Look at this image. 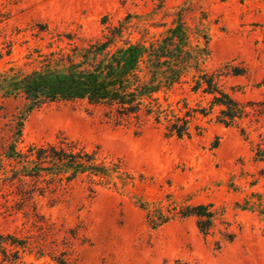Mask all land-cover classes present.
Returning a JSON list of instances; mask_svg holds the SVG:
<instances>
[{"label": "rangeland", "instance_id": "374dc122", "mask_svg": "<svg viewBox=\"0 0 264 264\" xmlns=\"http://www.w3.org/2000/svg\"><path fill=\"white\" fill-rule=\"evenodd\" d=\"M185 1L168 0L163 10L156 11L153 0H0V50L4 54L0 69L15 66L31 72L40 67L42 54L87 45L100 39L106 27L118 26L127 18L131 28L126 39L137 42L142 38L141 23L157 39ZM195 3L186 20L195 26L207 14L212 53L207 67L213 70L238 59L251 73L248 78L230 79L228 85L244 88L245 94H236L242 103L263 100L264 87L254 89L253 85L264 82V0ZM153 23L161 27L150 26ZM182 97L192 107L202 100L182 90L174 100ZM20 106L21 99L0 98V125ZM197 123L206 129L203 136L178 140L165 138L163 129L152 122L135 135L134 127L116 125L104 108L81 103L51 105L27 118L26 144L53 141L58 132H64L89 148L99 145L106 155L122 159L136 177V185L126 191L95 188L92 194L86 182H79L69 198L47 195L37 199L39 212L59 229L79 226L82 235H87L86 244L75 245L74 264H173L177 259L190 264H264V162H256L253 152L259 135L264 134V121L251 128L250 120L244 121L249 140L237 129L209 119L200 118ZM141 199L166 207L172 201L213 204L236 239L218 250L219 231L205 238L194 218H178L152 229L146 212L138 206ZM23 223L21 217L0 215V233L20 235L30 229V224ZM29 262L47 264L48 260L30 258Z\"/></svg>", "mask_w": 264, "mask_h": 264}, {"label": "trees", "instance_id": "16d2710c", "mask_svg": "<svg viewBox=\"0 0 264 264\" xmlns=\"http://www.w3.org/2000/svg\"><path fill=\"white\" fill-rule=\"evenodd\" d=\"M153 1L155 10L161 11L168 0ZM195 4V0H186L178 7L170 26L163 25L166 30L157 39L151 37L146 23H141L139 41L126 39L131 28L127 18L118 26L106 27L100 39L87 45L42 54L40 67L31 72L15 66L0 69V98L22 100L18 112L6 115V122L0 125V215L21 217L23 226L30 224L20 235L0 233V264H34L30 258L48 260L47 264H74L75 245L88 242L79 226L63 231L42 215L37 199L47 195L69 198L79 182H86L92 194L95 188L120 192L136 185V177L123 160L106 155L99 145L89 148L64 132H58L53 141L26 144L25 125L33 112L51 105L81 103L104 108L116 125L134 127L135 135L152 122L163 129L165 138L178 140L203 136L206 129L197 123L200 118L237 129L247 140L244 121L250 120V128L264 121V99L242 103L236 94H245L244 88L228 85L230 79L249 77L251 72L243 62L233 59L213 70L207 67L212 56L207 14L195 26L186 20ZM3 57L0 50V60ZM263 87L264 82L253 85L254 89ZM178 90L202 100L196 107L187 97L174 100ZM259 138L254 159L264 162V134ZM138 206L146 212L152 229L178 218H194L205 238L219 231L218 250L236 239L213 204L172 201L166 207L141 199ZM261 214L264 216V208ZM61 232L65 235H58ZM173 264L190 263L177 259Z\"/></svg>", "mask_w": 264, "mask_h": 264}]
</instances>
